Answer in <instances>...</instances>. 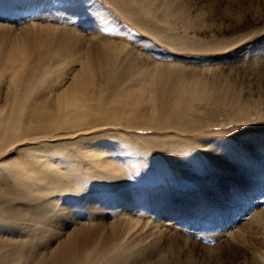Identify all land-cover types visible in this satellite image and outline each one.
<instances>
[{
    "label": "bare ground",
    "instance_id": "obj_1",
    "mask_svg": "<svg viewBox=\"0 0 264 264\" xmlns=\"http://www.w3.org/2000/svg\"><path fill=\"white\" fill-rule=\"evenodd\" d=\"M133 1L147 10L156 4ZM163 3L166 16L170 12L186 28H199L200 16L176 9L173 0ZM12 28L0 24V264H113L110 259L116 257V264H166V254L168 264H200L195 256H177L172 237L183 235L178 230L167 227L157 233L158 225L149 228L167 212L166 198L136 207L131 192L122 188L121 168L103 143H96V135L110 127L193 133L199 129V112L232 107L235 114L247 115L249 105L229 86L210 90L187 78L185 68L155 64L127 44L86 39L67 27L30 25L17 35ZM66 140L73 149L82 146L78 152L87 161L85 169L91 165L106 179L118 180L111 187L122 188L118 198H111L119 215L114 221L104 217L111 209L97 205L98 196L88 193L93 187L81 186L77 192L86 207L61 204L76 187L57 160L59 144ZM242 164L234 162L238 168ZM137 208L150 220L136 219ZM75 212L98 221L84 223ZM258 214L252 226L261 227L263 237L250 258L236 264H264V213ZM169 230L174 234L168 238Z\"/></svg>",
    "mask_w": 264,
    "mask_h": 264
},
{
    "label": "rangeland",
    "instance_id": "obj_2",
    "mask_svg": "<svg viewBox=\"0 0 264 264\" xmlns=\"http://www.w3.org/2000/svg\"><path fill=\"white\" fill-rule=\"evenodd\" d=\"M153 1L147 10L133 0H0V24L13 27V35L26 26L50 25L80 31L86 39L127 44L155 64L185 68L187 78L210 90L229 86L241 95L250 107L247 115L235 114L232 107L210 108L196 115L199 129L193 133L110 127L96 135V143H103L121 168L122 188L131 192L136 207L166 198L167 212L149 228L158 225L160 233L169 227L190 238L187 242L179 233L166 232L168 238L174 234L181 260L195 256L200 264H236L250 258L263 237L252 221L254 214L264 213V0H173L176 9L200 16L196 29L186 28L170 12L166 16L164 0ZM70 141L59 144L57 160L76 187L61 204L86 207L77 192L81 186L93 187L88 193L98 196L97 205L111 209L104 217L114 221L119 215L111 198H118L122 188L111 187L118 180L106 179L91 165L86 170L87 161L78 152L82 146L73 149ZM234 159L243 164L234 166ZM136 211L140 222L150 220ZM76 215L87 224L98 221ZM69 226L68 232L73 223ZM168 247L163 243L165 252ZM170 260L166 254L165 263Z\"/></svg>",
    "mask_w": 264,
    "mask_h": 264
},
{
    "label": "crops",
    "instance_id": "obj_3",
    "mask_svg": "<svg viewBox=\"0 0 264 264\" xmlns=\"http://www.w3.org/2000/svg\"><path fill=\"white\" fill-rule=\"evenodd\" d=\"M78 210H79V211H81L80 209H78ZM75 211H76V210H75ZM76 213H77V214H78V213H80V214H81L82 212H75V214H76Z\"/></svg>",
    "mask_w": 264,
    "mask_h": 264
}]
</instances>
